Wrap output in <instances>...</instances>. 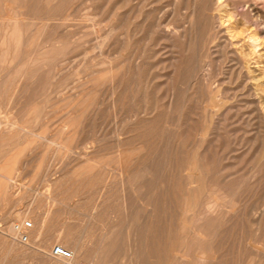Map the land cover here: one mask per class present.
<instances>
[{"label":"rangeland","instance_id":"374dc122","mask_svg":"<svg viewBox=\"0 0 264 264\" xmlns=\"http://www.w3.org/2000/svg\"><path fill=\"white\" fill-rule=\"evenodd\" d=\"M254 10L264 0H0V46L11 36L0 53V261L47 264L35 250L10 254L3 237L30 211L50 251L64 231L96 249L117 227L103 264H264V19ZM6 178L17 182L8 194ZM127 219L150 232L128 231ZM189 233L191 254H172Z\"/></svg>","mask_w":264,"mask_h":264},{"label":"bare ground","instance_id":"6f19581e","mask_svg":"<svg viewBox=\"0 0 264 264\" xmlns=\"http://www.w3.org/2000/svg\"><path fill=\"white\" fill-rule=\"evenodd\" d=\"M25 1V0H24ZM211 2V1H210ZM4 3V2H3ZM57 3V2H56ZM3 5H5V3L3 4ZM167 5V4H166ZM254 6V5H253ZM2 7V6H1ZM10 7V6H9ZM249 7H250V5H249ZM257 7V6H256ZM3 8V7H2ZM8 8V7H7ZM4 9V8H3ZM11 9V8H10ZM19 9V8H18ZM206 9V8H205ZM206 10H208V8L206 9ZM253 10V9H252ZM256 13H255V15L258 17V18H261V19H264V13H262L261 12V10L260 11H258V10H254ZM21 12V11H20ZM201 12V11H200ZM13 13V12H12ZM65 13V12H64ZM254 13V12H253ZM194 15V14H193ZM251 15H252V13H251ZM193 17V16H192ZM194 19V18H193ZM204 19V18H203ZM3 20V19H2ZM25 20V19H24ZM30 20V19H29ZM9 21V20H8ZM11 21V20H10ZM193 22V21H192ZM26 23V22H25ZM198 23V22H197ZM263 23V22H262ZM191 24V23H190ZM194 24V23H193ZM229 24V23H228ZM263 25H264V23H263ZM23 26V25H22ZM199 26H200V24H199ZM47 27H49V24H48V26ZM51 27H52V25H51ZM192 27V26H191ZM203 27V26H202ZM232 27V26H231ZM4 28H5V26H4ZM3 28V29H4ZM21 28H23V27H21ZM197 28H198V25H197ZM262 28V27H261ZM263 28H264V26H263ZM24 29V28H23ZM50 29V28H49ZM163 29V28H162ZM229 29V28H228ZM227 29V30H228ZM232 29V28H231ZM231 29H229L228 31H233V30H231ZM35 30V29H34ZM263 30V33H264V29H262ZM46 31H47V28H46ZM45 31V32H46ZM163 31V30H162ZM161 31V32H162ZM194 31H195V29H194ZM44 32V33H45ZM197 32V31H196ZM195 32V33H196ZM11 33V32H10ZM24 33V32H23ZM164 33V32H163ZM196 34H198V33H196ZM187 35V34H186ZM191 35V34H190ZM251 37L249 38V45H251V47H253V48H257L258 47V43H260L261 44V38L257 35V34H253V35H250ZM1 37V36H0ZM10 37L11 36H8V34L3 38V41H2V43H1V46H2V48H1V46H0V53H2V52H4L5 50H7V48L9 47V39H10ZM31 38V37H30ZM172 38V37H171ZM11 40V39H10ZM17 48H20L21 46H23V43L25 42L24 41V39H23V37H19L18 39H17ZM27 43V42H26ZM62 45V44H61ZM51 46V45H50ZM65 46H67L66 44H65ZM54 48H55V46H53ZM53 47H50V48H53ZM60 47V46H59ZM62 47V46H61ZM46 48H48V47H46ZM46 48H44V49H46ZM49 48V49H50ZM60 49V48H59ZM62 49V48H61ZM32 50V49H31ZM37 50V49H36ZM42 50V49H41ZM43 51H45V50H43ZM21 52V51H20ZM28 52L30 53V50H28ZM34 52V51H33ZM37 52H38V50H37ZM25 53V52H24ZM27 53V52H26ZM36 55V54H35ZM18 56V55H17ZM20 56H22V53H21V55ZM31 56V55H30ZM7 57V56H6ZM19 57V56H18ZM5 58V57H4ZM24 58V57H23ZM28 58V57H27ZM33 58V57H32ZM37 58V57H36ZM47 58H50V57H47ZM19 59H21V57L20 58H18V60ZM28 59H31V58H28ZM41 59V58H40ZM43 59H45V58H43ZM53 59V58H52ZM18 60H16V62L18 61ZM26 60V59H25ZM20 61V60H19ZM30 61V60H29ZM33 61V60H32ZM28 63V62H27ZM17 64L19 65V62H17ZM15 65H16V63H15ZM15 65H13L12 67H14ZM21 65H22V63H21ZM19 67H20V65H19ZM23 67V66H22ZM15 68V67H14ZM37 68V67H36ZM12 69V68H11ZM17 69H18V67H17ZM30 69V68H29ZM10 70V69H9ZM13 70V69H12ZM22 70V69H21ZM16 71V70H15ZM9 73H10V71H8ZM4 73V75L5 74H9V73ZM17 72H18V70H17ZM89 73V72H88ZM12 74V73H11ZM29 74V73H28ZM98 74V73H97ZM236 74V73H235ZM15 75V74H14ZM35 75V74H34ZM90 75V74H89ZM8 76V75H7ZM21 76V75H20ZM5 77H6V75H5ZM25 77V76H24ZM23 77V78H24ZM202 78V77H201ZM4 79H6V78H4ZM10 80V79H9ZM20 80V79H19ZM0 81H2V79L0 80ZM11 81V80H10ZM4 84V83H3ZM3 84H1L2 86H3ZM261 84V83H260ZM14 85V84H13ZM117 84H115V86H116ZM1 86V87H2ZM6 86V85H5ZM109 86V85H108ZM114 86V87H115ZM4 87V86H3ZM4 88H6V87H4ZM21 88V87H20ZM13 89V88H12ZM115 89V88H114ZM4 91H7V90H4ZM18 92V91H17ZM89 92V91H88ZM113 92V91H112ZM87 93V92H86ZM210 94H212V92L210 91ZM2 98V97H1ZM0 98V99H1ZM86 98V97H85ZM94 98V97H93ZM212 98V97H211ZM13 99V98H12ZM87 99V98H86ZM90 99V98H89ZM172 99V98H171ZM113 100H114V98H113ZM213 100H214V98H213ZM6 101H8V100H6ZM13 101V100H12ZM65 101V100H64ZM67 101H69V100H67ZM71 101V100H70ZM216 101V100H215ZM87 102V101H86ZM175 103H176V101H175ZM172 104V103H171ZM173 105V104H172ZM83 106V105H82ZM31 107V106H30ZM30 113V112H29ZM31 115V114H30ZM29 117V116H28ZM150 121V120H149ZM19 124V123H18ZM170 125V124H169ZM137 126V125H136ZM67 129V128H66ZM128 129H130V128H128ZM22 130H24V129H22ZM25 131V130H24ZM64 131H66V130H64ZM121 131V130H120ZM7 132V131H6ZM26 133V132H25ZM13 134V133H12ZM45 134V133H44ZM119 134V133H118ZM4 135L5 134H3L2 136L4 137ZM8 135V134H7ZM23 135V134H22ZM120 135V134H119ZM126 135V134H125ZM30 136V135H29ZM1 138V137H0ZM40 138V137H39ZM70 138V137H69ZM201 138V137H200ZM43 139V138H42ZM61 139V138H60ZM117 139H118V137H117ZM117 139H115L116 141H117ZM121 139V138H120ZM203 139V138H202ZM206 139V138H205ZM214 139V138H213ZM124 140V139H123ZM115 141V142H116ZM27 142V141H26ZM52 142V141H51ZM64 142V141H63ZM114 142V143H115ZM171 142V141H170ZM49 143V142H48ZM47 143V144H48ZM61 143V142H60ZM16 144V143H15ZM50 144H53V143H50ZM60 145V144H59ZM65 145V144H64ZM28 146V145H27ZM53 146V145H52ZM51 146V147H52ZM60 147V146H59ZM63 147V146H62ZM61 147V148H62ZM202 147V146H201ZM204 147V146H203ZM9 148V147H8ZM58 150V149H57ZM63 150V149H62ZM62 150H61V152H62ZM107 150V149H106ZM201 150V149H200ZM25 151V150H24ZM63 151H65V150H63ZM67 151V150H66ZM70 152H71V150H69ZM74 151V150H73ZM72 153V152H71ZM74 153V152H73ZM88 153V152H87ZM92 153V152H91ZM94 153V152H93ZM168 153V152H167ZM197 153H198V151H197ZM70 154V153H69ZM69 154H68V156H69ZM170 155V154H169ZM195 155V154H194ZM77 156H79V155H77ZM80 156H82V155H80ZM99 156V155H98ZM198 157V156H197ZM94 158V157H93ZM108 158V157H107ZM168 158V157H167ZM82 159H83V157H82ZM86 159V158H85ZM91 159V158H90ZM87 160V159H86ZM197 160H198V158H197ZM9 161V160H8ZM172 161H174V160H172ZM166 163V162H165ZM171 163V162H170ZM170 163H168V164H170ZM173 163V162H172ZM171 165V164H170ZM199 165V164H198ZM166 166V165H165ZM106 167V166H105ZM167 168H168V166H166ZM171 167V166H170ZM199 167V166H198ZM166 168V169H167ZM109 169V168H108ZM170 169V168H169ZM1 168H0V177H5L2 173H1ZM196 172L198 173V170L196 169ZM183 173V172H182ZM189 173V172H188ZM195 174V173H194ZM115 175V174H114ZM120 175V174H119ZM127 175V174H126ZM130 175H132V174H130ZM165 175V174H164ZM124 176V175H123ZM195 176V175H194ZM202 176V175H201ZM117 177V176H116ZM162 177H164V176H162ZM197 177V176H196ZM199 177V176H198ZM209 177V176H208ZM99 178V177H98ZM123 178V177H122ZM7 180H8V182H9V186H8V189H7V194H8V192L10 191V190H13V189H11L12 187L14 188V185L17 183L15 180H13V179H8V178H6ZM165 179V178H164ZM163 179V180H164ZM207 179V178H206ZM132 180V179H131ZM106 181V180H105ZM123 182V181H122ZM135 182V181H134ZM158 183V182H157ZM172 183V182H171ZM179 183V182H178ZM199 183V182H198ZM182 184V183H181ZM187 184V183H186ZM204 183H202V185H203ZM140 185V184H139ZM164 185V184H163ZM188 185V184H187ZM206 185V184H205ZM198 186V185H197ZM208 187H209V185H207ZM211 186V185H210ZM109 187V186H108ZM172 187V186H171ZM194 187V186H193ZM204 187V186H203ZM110 188V187H109ZM128 188V187H127ZM135 188V187H134ZM162 188V187H161ZM211 188V187H210ZM162 189H164V188H162ZM167 189H168V187H167ZM100 190H102V189H100ZM202 190V189H201ZM200 190V191H201ZM96 191V190H95ZM208 191V190H207ZM91 192V191H90ZM160 192V191H159ZM162 192V191H161ZM163 192H164V190H163ZM172 192V191H171ZM197 192H198V190H197ZM97 193V192H96ZM104 193V192H103ZM202 193V192H201ZM27 194V193H26ZM159 194V193H158ZM191 194H192V192H191ZM203 194V193H202ZM207 194V193H206ZM205 194V195H206ZM201 195V194H200ZM167 196H168V194H167ZM209 196V195H208ZM111 197V196H110ZM200 197V196H199ZM210 197V196H209ZM52 198V197H51ZM80 198H82V197H80ZM202 198H204L203 196H202ZM47 199V198H46ZM111 199V198H110ZM122 199V198H121ZM156 199V198H155ZM169 199V198H168ZM193 199V198H192ZM211 199H212V197H211ZM56 200V199H55ZM139 200V199H138ZM164 200V199H163ZM58 201V200H57ZM98 202H99V200H97ZM143 201V200H142ZM168 201V200H167ZM189 201H190V199H189ZM201 201H203V200H201ZM211 201H213V200H211ZM217 201V200H216ZM33 202H35V201H33ZM32 202V203H33ZM51 202H53V201H51ZM55 202V201H54ZM80 202V201H79ZM125 202V201H124ZM177 202V201H176ZM209 202V203H208ZM57 203V202H56ZM81 203V202H80ZM83 203V202H82ZM207 203H208V205H207V208L208 209H210V210H212V211H217L218 210V204L217 203H214V202H210L209 200L207 201ZM206 203V204H207ZM35 204V203H34ZM140 204V203H139ZM143 204V203H142ZM224 204H226V203H224ZM103 205H104V203L102 204V205H100V207H98V205H97V208H103ZM155 205V204H154ZM196 205H197V203H196V201L195 200H193L192 202H190V204L188 205V207H189V209L188 210H190V208L192 209V208H195L196 207ZM221 205L222 206H224L222 203H221ZM108 206V205H107ZM158 206V205H157ZM156 206V207H157ZM165 206V205H164ZM172 206V205H171ZM33 207V206H32ZM84 207V206H83ZM105 207V206H104ZM187 207V208H188ZM76 208V207H75ZM151 208V207H150ZM158 208V207H157ZM162 208V207H161ZM164 208V207H163ZM171 208V207H170ZM174 208V207H173ZM66 209H68V208H66ZM124 209V208H123ZM145 209V212H146V214L144 215V217L145 218H147L148 220H149V218L151 217V214H150V212H148L149 211V209H147L146 207L144 208ZM198 209V208H197ZM163 210V209H162ZM196 210V209H195ZM194 210V211H195ZM209 210V212H211ZM32 211V210H31ZM67 211H69V210H67ZM95 211V210H94ZM124 211V210H123ZM133 211V210H132ZM89 212V211H88ZM215 212H213V213H215ZM40 213V212H39ZM38 213V214H39ZM42 213H43V211H42ZM67 213V212H66ZM72 213H80V212H78V210L77 209H72V211H71V214ZM111 213V212H110ZM197 213V212H196ZM230 213V212H229ZM100 215H103V214H105V210H102L100 213H99ZM111 214H113L114 216V223L115 224H117V225H119V223H120V215L118 214L117 215V213L116 212H112ZM158 214V213H157ZM169 214H170V212H169ZM176 214V213H175ZM187 214H189V213H187ZM74 215V214H73ZM80 215V214H79ZM160 215V214H159ZM163 215H165V214H163ZM173 215V214H172ZM193 215V214H192ZM215 215H217V213L215 214ZM219 215V214H218ZM13 216V215H12ZM27 216L29 217V219H30V221L32 222V224H33V228L30 230V231H28V236H29V241L28 242H22L21 240H20V238H19V235L17 234V232L14 230V224H13V226L12 227H7V228H5L4 229V231L2 232L3 233V237H5L6 238V240H7V243H9L10 244V254L12 253H14V252H18V251H20L21 253H23L24 255H27V254H29V253H26L27 252V250H32L31 252H35V251H37V253H44L45 254V256L47 257V260L46 261H44V262H46L47 264H65L63 261H60V260H56V259H54L53 257H52V250L50 251V247H51V245H52V243H53V240L54 239H52V238H50V237H48V234H49V232H46V234L44 233V236L45 235H47L46 237H45V239H42V238H40V236L39 235H41L44 231H43V229L40 231L37 227H38V222H39V217L34 213V212H28V213H26V218H27ZM67 216V215H66ZM65 216V217H66ZM84 216H86V218H87V221H86V224H87V226L90 228V227H93L95 224H96V222H97V218H96V216L94 215V214H92V215H90V214H85ZM170 216H171V214H170ZM191 216V215H190ZM193 216H195L196 217V215H193ZM220 216H221V214H220ZM219 216V217H220ZM128 217V216H127ZM175 217V216H174ZM182 217H186L187 218V215H186V213H183V216ZM181 217V218H182ZM188 217H189V215H188ZM216 217V216H215ZM25 218V219H26ZM76 218V217H75ZM79 218V217H78ZM161 218V217H160ZM165 218V217H164ZM179 218V217H178ZM201 218V217H200ZM199 218V219H200ZM218 218V217H217ZM222 218H224V217H222ZM19 219V218H18ZM22 220V221H18L19 223H23L24 221H27V220ZM151 219V218H150ZM155 219H156V217H155ZM168 219L169 220H171L170 219V217H168ZM174 219V218H173ZM183 219V218H182ZM185 219V218H184ZM190 219V218H189ZM219 219V218H218ZM20 220H21V218H20ZM100 220V219H99ZM161 220V219H160ZM169 220H168V222H169ZM175 220V219H174ZM188 220V219H187ZM221 220V219H220ZM224 220V219H223ZM70 221V220H69ZM127 221H128V231H130L131 229H132V227H133V225H135L137 228H136V231H143L144 233H149L150 232V226H149V223H148V221H146V223H145V225L143 226V227H141L140 226V224H138L137 222H136V220L135 219H127ZM150 221H152V220H150ZM156 220H154V222H155ZM166 221V220H165ZM182 221V220H181ZM192 221H194L193 219H192ZM157 222V221H156ZM164 222V221H163ZM183 222H185V221H183ZM122 223V222H121ZM190 223H192L191 221H190ZM195 223V222H194ZM44 224V223H43ZM81 224H82V222H81ZM164 224V223H163ZM173 224V223H172ZM99 225V224H98ZM178 225V224H177ZM192 225V224H191ZM190 225V226H191ZM75 226V225H74ZM82 226V225H81ZM86 226V227H87ZM100 226V225H99ZM98 226V227H99ZM194 226V225H193ZM72 227V226H71ZM111 227V226H110ZM153 227V226H152ZM159 227H160V224H159ZM158 227V228H159ZM180 227H181V224H180ZM188 227V226H187ZM202 227V226H201ZM216 227V226H215ZM85 228V227H84ZM116 228L117 227H114L113 229H111V231H109L107 234H105V235H103L102 236V238H101V244L96 248V249H93L92 248V246H91V244H89L88 242H87V240H86V237L84 238H79V239H77V240H73V234L72 233H70L69 231H64L63 233H62V235H61V237H60V245H62V246H64V247H66V248H68V249H70V250H72L73 251V253H74V255H75V257L78 259V260H83V261H86L88 264H103V262H104V255H105V253H104V244L108 241V240H110L111 238H112V236H114V234L116 233ZM154 228H155V226H154ZM183 228V227H182ZM206 228V227H205ZM64 229H65V227H64ZM71 229H73V227L71 228ZM76 229V228H75ZM211 229V228H210ZM62 230V229H61ZM183 230V229H182ZM193 230V229H192ZM196 230V229H195ZM206 230V229H205ZM204 230V231H205ZM43 231V232H42ZM63 231V230H62ZM71 231V230H70ZM86 231V230H85ZM84 231V232H85ZM126 231V230H125ZM166 231V230H165ZM199 231V230H198ZM105 232V231H104ZM94 233V232H93ZM165 233V232H164ZM192 233V232H191ZM86 234V233H85ZM125 234V233H124ZM219 234V233H218ZM39 236V238H40V242H42L41 244H38L37 242H39V241H37L36 242V239H38L39 240V238H37L36 236ZM101 235H102V232H101ZM100 235V236H101ZM122 235V234H121ZM157 235V234H156ZM222 235V234H221ZM42 236V235H41ZM83 236V235H82ZM99 236V237H100ZM125 236V235H124ZM127 236V235H126ZM150 236V235H149ZM184 236V235H183ZM190 236H191V234L189 233V234H187V235H185V237H183L182 238V242L179 244V245H176L175 243L173 244L174 245V247L172 248V250H171V253L173 254V253H175L176 251H180V252H190V251H192L191 250V241H190ZM194 236V235H193ZM57 237V236H56ZM137 237V236H136ZM152 237H154V235L152 236ZM218 237V236H217ZM44 238V237H43ZM91 238V237H90ZM123 239H124V237H122ZM151 238V237H150ZM41 239L42 240H44V241H41ZM122 239V240H123ZM136 239V238H135ZM146 240H147V238H145ZM144 239V240H145ZM148 239H149V237H148ZM158 239V238H157ZM9 240V241H8ZM131 240V239H130ZM146 240L144 241V242H146ZM151 240V239H150ZM156 240V239H155ZM170 240V239H169ZM126 241V240H125ZM100 242V241H99ZM113 242V241H112ZM160 242V241H159ZM171 242V241H170ZM173 242V241H172ZM180 242V241H179ZM248 242V241H247ZM131 243H132V241H131ZM139 243V242H138ZM150 243V242H149ZM135 244H137V243H134V245ZM168 244V243H167ZM4 245V244H3ZM8 245V244H7ZM155 245V244H154ZM176 245V246H175ZM248 245V244H247ZM127 246V245H126ZM137 246H139V245H137ZM145 246V245H144ZM159 246V245H158ZM136 247V246H135ZM146 247V246H145ZM151 247V246H150ZM214 247V246H213ZM133 248V245L131 246V249ZM138 248V247H137ZM137 248H135V249H137ZM147 248H149V247H147ZM155 248V247H154ZM211 248V247H210ZM127 249V248H126ZM129 249H130V247H129ZM128 249V250H129ZM146 249V248H145ZM193 249V248H192ZM35 250V251H34ZM151 250V249H150ZM255 250V249H254ZM140 251V250H139ZM148 251V250H147ZM167 251V250H166ZM30 252V253H31ZM114 252H116V251H114ZM118 252V251H117ZM116 252V253H117ZM157 252V251H156ZM158 253V252H157ZM113 254V253H112ZM126 254V253H125ZM159 254V253H158ZM178 254V253H177ZM190 254H191V252H190ZM9 255V254H8ZM160 255H161V253H160ZM180 255H184V254H180ZM186 255V254H185ZM184 255V256H185ZM201 255L202 256H204V260H206L207 258H209V256L206 254V253H201ZM213 255V254H212ZM218 255V254H217ZM216 255V256H217ZM259 255V254H258ZM138 256V255H137ZM186 256H188V255H186ZM119 257V256H118ZM122 257V256H121ZM131 258H133V255L132 256H130ZM174 257V256H173ZM192 257V256H191ZM219 257V256H218ZM6 258V257H5ZM123 258V257H122ZM206 258V259H205ZM217 258V257H216ZM172 259V258H171ZM192 259V258H191ZM200 259V258H199ZM106 260V259H105ZM159 260V259H158ZM198 260V259H197ZM217 260V259H216ZM131 259H130V264H131ZM172 261H173V259H172ZM198 261H200V260H198ZM213 261V260H212ZM202 262H203V260H202ZM9 262L7 261V258L6 259H4V261H0V264H8ZM108 262H106V264H107ZM210 263H211V261H210ZM209 263V264H210ZM213 263V262H212ZM216 263V262H215ZM220 263V262H219ZM140 264H141V262H140ZM166 264V263H165ZM170 264V263H169ZM184 264V263H183ZM204 264V263H203ZM218 264V263H217Z\"/></svg>","mask_w":264,"mask_h":264},{"label":"built area","instance_id":"2783aa9c","mask_svg":"<svg viewBox=\"0 0 264 264\" xmlns=\"http://www.w3.org/2000/svg\"><path fill=\"white\" fill-rule=\"evenodd\" d=\"M32 228L33 224L30 220L14 224V230L22 242L29 241L28 231ZM52 257L56 260L63 261L65 264H88L86 261L78 260L72 250L62 245H54L52 248Z\"/></svg>","mask_w":264,"mask_h":264}]
</instances>
